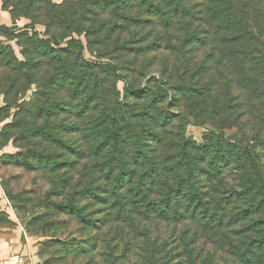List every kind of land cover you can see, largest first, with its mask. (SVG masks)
<instances>
[{
	"label": "trees",
	"instance_id": "1",
	"mask_svg": "<svg viewBox=\"0 0 264 264\" xmlns=\"http://www.w3.org/2000/svg\"><path fill=\"white\" fill-rule=\"evenodd\" d=\"M0 2L12 21L0 26V94L36 86L7 128L47 145H31L42 170L82 164L67 201L51 205L81 225L76 264H121L102 248L106 228L132 225L134 211L198 222L212 243L240 222L239 264H264V0ZM189 120L212 127L200 143ZM53 233L42 264L58 261Z\"/></svg>",
	"mask_w": 264,
	"mask_h": 264
},
{
	"label": "rangeland",
	"instance_id": "2",
	"mask_svg": "<svg viewBox=\"0 0 264 264\" xmlns=\"http://www.w3.org/2000/svg\"><path fill=\"white\" fill-rule=\"evenodd\" d=\"M52 1L59 4L61 1L67 0ZM132 14L133 16L140 15L139 18L143 17L135 10L130 13V15ZM19 21L22 22L20 28L27 23L25 19ZM36 30L39 33L43 32V28L40 26H37ZM81 41L85 44L83 38ZM0 42H5L2 36H0ZM5 45L12 49L18 61L23 62L20 48L15 42H7ZM84 58L88 62L97 61L95 55L89 53H85ZM157 66L155 64L153 67ZM3 77L1 73L0 79ZM117 88L122 92L123 82H118ZM35 90L36 86L32 85L22 97L19 95L4 97L0 94V186L3 193L2 207H0V238L9 243L8 249L10 255L14 256V264H42L38 253L42 249V244L54 242L55 239L52 238V235H54L53 232H56L58 245L52 250L53 252L57 250L58 254L51 256L53 262L58 260L56 264H76L74 251L80 250L83 239L81 225L51 205L67 201L68 189H74L75 185L73 184H78L82 164L76 166L71 173L67 169H61L57 174L42 170L37 165L36 153L32 151L31 147L33 146L37 152L51 153L47 145L30 139L28 143L31 146L27 144V139L18 130L7 128L8 125H12L13 115L17 112L13 105L18 106L22 102L31 103L30 100L34 98ZM189 121L190 124L186 127L185 135L196 143H200L203 135L212 127L209 123L204 127L195 126L192 120ZM235 132V130L225 131V134L231 136ZM64 137L72 139V136ZM61 154L62 159H65L66 155L59 152V155ZM67 180L68 184L65 182ZM225 184V187L228 188L233 183L225 182ZM55 185H58V189L55 188ZM5 189L11 197L5 193ZM83 204L80 199L78 205L83 206ZM229 208H233L234 211V208H240V204H233ZM95 210L90 208L88 212L93 214ZM131 216L132 225L123 222V226L114 224L106 228V239L102 248L108 250L106 256L111 253L112 258L116 259V263L187 264L188 255L192 259L195 257L193 260H196L197 264H205L204 260L213 264L227 262L239 264L237 248L240 249L242 239L240 238V222H230L225 238L223 236L220 241L212 243L211 238L205 236L203 230L199 228L198 222L176 220L174 215V217L161 218L148 212L143 216L134 211ZM52 226L54 227L50 230ZM252 234L248 236L250 237ZM255 237L252 235L251 239ZM67 249H70L71 252H68ZM190 253L191 255H189ZM212 254H214L212 257L214 260L198 257V255L209 257L208 255ZM61 259L64 261L61 262ZM198 260L200 261L198 262Z\"/></svg>",
	"mask_w": 264,
	"mask_h": 264
},
{
	"label": "crops",
	"instance_id": "3",
	"mask_svg": "<svg viewBox=\"0 0 264 264\" xmlns=\"http://www.w3.org/2000/svg\"><path fill=\"white\" fill-rule=\"evenodd\" d=\"M12 25V21L10 18V15L8 12L3 11L1 8V3H0V26H6V27H10ZM22 22L17 21L16 22V26L17 27H21ZM2 189L0 186V207H2ZM6 242V240H3L0 238V264H14L13 262V258L14 256L10 255V250L9 248V243Z\"/></svg>",
	"mask_w": 264,
	"mask_h": 264
}]
</instances>
